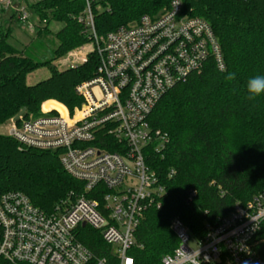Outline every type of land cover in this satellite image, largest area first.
Instances as JSON below:
<instances>
[{"label":"trees","instance_id":"obj_1","mask_svg":"<svg viewBox=\"0 0 264 264\" xmlns=\"http://www.w3.org/2000/svg\"><path fill=\"white\" fill-rule=\"evenodd\" d=\"M171 1L26 3V9L44 25L34 27V40L21 49L10 43L11 30L0 26V125L21 110H25L21 119L37 118L47 101L70 111L81 104L75 88L93 77L98 64L90 31L78 21L87 5L95 34L103 38L142 16L160 14ZM179 1L183 14L201 18L212 28L222 51L224 70L206 63L200 72L164 95L149 117L151 127L169 138L161 155H153L150 163L165 193L160 208L148 210L136 229L135 243L128 253L134 264H160L162 257L172 254L178 247L172 221L181 222L192 238L203 239L207 227L229 216L236 204L243 206L264 191V98L249 101L246 90L250 77L264 74V0ZM11 19H16L15 14ZM51 22L63 26L53 33L48 28ZM90 42L93 47L83 63L63 70L54 66V61ZM41 66L48 68V77L28 86L26 76ZM229 73H235V79L226 80ZM0 187L26 195L45 211L70 191H79L55 153L20 150L19 144L4 134H0ZM79 239L97 256L109 257L110 248L98 232L81 228ZM253 242L264 262V222ZM218 264L231 263L223 253Z\"/></svg>","mask_w":264,"mask_h":264},{"label":"built area","instance_id":"obj_2","mask_svg":"<svg viewBox=\"0 0 264 264\" xmlns=\"http://www.w3.org/2000/svg\"><path fill=\"white\" fill-rule=\"evenodd\" d=\"M14 4L0 0V8L27 24L31 13ZM78 21L88 27L98 59L93 77L75 88L81 104L70 111L61 104L44 109L43 103L37 118L8 121L5 135L20 150L55 153L79 191L45 211L26 195L0 187V264H134L128 253L136 229L148 210L160 208L165 193L150 163L169 138L151 127L149 117L164 95L206 63L224 70L212 28L183 14L179 0L103 38L95 34L88 5ZM262 222L264 191L236 204L229 216L207 227L203 239L192 238L174 220L178 247L160 264H218L223 253L231 264H264L253 242ZM84 227L100 234L109 257L80 242Z\"/></svg>","mask_w":264,"mask_h":264},{"label":"rangeland","instance_id":"obj_3","mask_svg":"<svg viewBox=\"0 0 264 264\" xmlns=\"http://www.w3.org/2000/svg\"><path fill=\"white\" fill-rule=\"evenodd\" d=\"M36 0H14V5H26V3H31ZM13 5V6H14ZM12 13V12H11ZM10 11H4L0 10V26L5 29L9 28L11 30V39L10 43L14 45L15 47L21 49L22 46L29 44L31 41L34 40L35 37V28H30V25L34 26H43L41 23L37 21V19L30 14V17L28 19L27 24H21L20 22L17 21V19H11L10 20ZM62 24L60 23H54L51 22L48 25V28L54 33L59 31L62 28ZM50 39V38H49ZM92 43H87L79 48L73 49L69 51L65 56L62 58L57 59L56 61L53 62L54 66L59 69L63 70L67 68L69 65H72L74 63H78L84 56L92 50ZM49 75L48 68L46 66H41L35 71L29 73L26 76V84L28 86H32L44 79H46ZM59 104V103H58ZM41 110V108H40ZM8 122L5 123L4 125H0V134L6 133V128H7Z\"/></svg>","mask_w":264,"mask_h":264},{"label":"clouds","instance_id":"obj_4","mask_svg":"<svg viewBox=\"0 0 264 264\" xmlns=\"http://www.w3.org/2000/svg\"><path fill=\"white\" fill-rule=\"evenodd\" d=\"M235 73H229L225 79H235ZM247 99L249 101H256L257 99L264 98V74H257L250 77L246 82Z\"/></svg>","mask_w":264,"mask_h":264},{"label":"crops","instance_id":"obj_5","mask_svg":"<svg viewBox=\"0 0 264 264\" xmlns=\"http://www.w3.org/2000/svg\"><path fill=\"white\" fill-rule=\"evenodd\" d=\"M12 12V10L10 11V14L12 15L13 13H11ZM10 16V15H9ZM45 105H44V109H47V108H45V106L46 105H50L49 107H56V104H58L57 102H55V101H47V102H45L44 103ZM58 107V106H57ZM59 108V107H58Z\"/></svg>","mask_w":264,"mask_h":264},{"label":"water","instance_id":"obj_6","mask_svg":"<svg viewBox=\"0 0 264 264\" xmlns=\"http://www.w3.org/2000/svg\"><path fill=\"white\" fill-rule=\"evenodd\" d=\"M24 112H25V110H21L19 113H18V115H16L12 120H13V122H17L20 118H21V116L24 114Z\"/></svg>","mask_w":264,"mask_h":264}]
</instances>
